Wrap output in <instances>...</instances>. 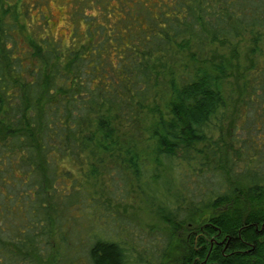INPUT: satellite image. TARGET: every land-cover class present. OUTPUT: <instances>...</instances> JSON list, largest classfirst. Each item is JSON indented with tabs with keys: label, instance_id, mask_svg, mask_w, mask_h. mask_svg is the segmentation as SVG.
<instances>
[{
	"label": "trees",
	"instance_id": "16d2710c",
	"mask_svg": "<svg viewBox=\"0 0 264 264\" xmlns=\"http://www.w3.org/2000/svg\"><path fill=\"white\" fill-rule=\"evenodd\" d=\"M26 3L0 0V264H78L121 180L174 189L133 264H264V0H97L68 41ZM87 251L131 264L119 236Z\"/></svg>",
	"mask_w": 264,
	"mask_h": 264
},
{
	"label": "rangeland",
	"instance_id": "374dc122",
	"mask_svg": "<svg viewBox=\"0 0 264 264\" xmlns=\"http://www.w3.org/2000/svg\"><path fill=\"white\" fill-rule=\"evenodd\" d=\"M25 1L27 2L26 4L32 20L34 23L37 22L39 24L40 32L46 29L44 21H48L51 25L52 32L56 35H61L65 41L69 40L73 32L74 20L79 18L78 15L76 17L74 16L75 11H79L77 9L79 8L78 6L86 8L85 10L88 13H96V8H99L97 0H92L96 1L93 5L88 4L86 0L83 2H76L75 0ZM46 27L48 28L49 26ZM260 132H263V130ZM178 171L180 174L181 170L176 169L177 173ZM183 175L186 176V173L183 172ZM184 183L186 182L184 181ZM158 185H161V188H153V186V193H149L148 191L141 192L136 183L129 182L125 184L121 180L119 182V188L113 187L112 193L104 194V192L100 191L96 195L100 199V203H96V209L93 207L99 214V219L94 218L92 221L90 216L80 215V223L78 226L79 229H82L86 233L82 234L81 237L84 241V248L78 246L77 249L73 248V250H80L81 258L78 260V264H92L88 256V245L93 238V234L100 231L108 235L122 237L127 242L128 247L132 250V256L130 257L131 264H133V260L136 257L144 260L152 254L153 256H155V253L158 255L161 248L165 245L168 225L156 213L151 211L148 204L153 205V208L159 204H168L169 199L173 200V197L168 198V196L174 193L173 187L167 184L166 188L169 190V195L164 197L163 192L165 188L161 183ZM178 187L180 186L178 185ZM182 190L185 195L188 194L185 187H182ZM151 194H156L157 196H151ZM185 200L186 198L181 200V202L185 203ZM91 211L92 209H90Z\"/></svg>",
	"mask_w": 264,
	"mask_h": 264
}]
</instances>
